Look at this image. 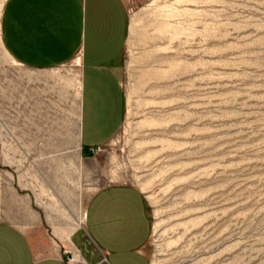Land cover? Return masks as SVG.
Segmentation results:
<instances>
[{
	"label": "rangeland",
	"instance_id": "1",
	"mask_svg": "<svg viewBox=\"0 0 264 264\" xmlns=\"http://www.w3.org/2000/svg\"><path fill=\"white\" fill-rule=\"evenodd\" d=\"M77 69L24 68L0 41V188L46 156L53 228L81 229L94 192L126 184L147 201L151 264H264V0L135 2L123 123L88 157Z\"/></svg>",
	"mask_w": 264,
	"mask_h": 264
},
{
	"label": "crops",
	"instance_id": "2",
	"mask_svg": "<svg viewBox=\"0 0 264 264\" xmlns=\"http://www.w3.org/2000/svg\"><path fill=\"white\" fill-rule=\"evenodd\" d=\"M137 1L2 3L0 41L14 63L53 69L76 61V151L106 145L122 126L123 53ZM42 159L41 166L17 168L0 188V264H72L68 254L82 261L81 254L85 264H151L146 254L151 226L141 190L126 184L100 188L85 207L82 228L58 230L51 226L56 205L48 195L46 156Z\"/></svg>",
	"mask_w": 264,
	"mask_h": 264
},
{
	"label": "built area",
	"instance_id": "3",
	"mask_svg": "<svg viewBox=\"0 0 264 264\" xmlns=\"http://www.w3.org/2000/svg\"><path fill=\"white\" fill-rule=\"evenodd\" d=\"M97 149H98V148H97ZM97 149H96V150H97ZM96 150L91 149V153H92V152L94 153ZM68 263H71V260H68Z\"/></svg>",
	"mask_w": 264,
	"mask_h": 264
},
{
	"label": "trees",
	"instance_id": "4",
	"mask_svg": "<svg viewBox=\"0 0 264 264\" xmlns=\"http://www.w3.org/2000/svg\"><path fill=\"white\" fill-rule=\"evenodd\" d=\"M84 156H91V154L90 153H84Z\"/></svg>",
	"mask_w": 264,
	"mask_h": 264
}]
</instances>
